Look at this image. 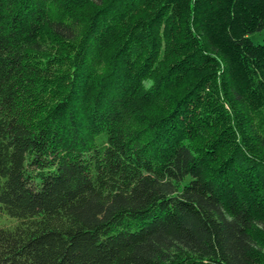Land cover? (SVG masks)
I'll return each instance as SVG.
<instances>
[{"label": "trees", "instance_id": "obj_1", "mask_svg": "<svg viewBox=\"0 0 264 264\" xmlns=\"http://www.w3.org/2000/svg\"><path fill=\"white\" fill-rule=\"evenodd\" d=\"M264 0H0V264H264Z\"/></svg>", "mask_w": 264, "mask_h": 264}, {"label": "rangeland", "instance_id": "obj_2", "mask_svg": "<svg viewBox=\"0 0 264 264\" xmlns=\"http://www.w3.org/2000/svg\"><path fill=\"white\" fill-rule=\"evenodd\" d=\"M249 38L255 45H264V31L254 33Z\"/></svg>", "mask_w": 264, "mask_h": 264}]
</instances>
